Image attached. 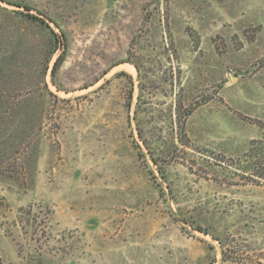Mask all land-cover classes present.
I'll list each match as a JSON object with an SVG mask.
<instances>
[{
    "label": "rangeland",
    "instance_id": "rangeland-1",
    "mask_svg": "<svg viewBox=\"0 0 264 264\" xmlns=\"http://www.w3.org/2000/svg\"><path fill=\"white\" fill-rule=\"evenodd\" d=\"M245 116L264 0H0V264H264Z\"/></svg>",
    "mask_w": 264,
    "mask_h": 264
},
{
    "label": "trees",
    "instance_id": "trees-1",
    "mask_svg": "<svg viewBox=\"0 0 264 264\" xmlns=\"http://www.w3.org/2000/svg\"><path fill=\"white\" fill-rule=\"evenodd\" d=\"M31 16L37 18L35 15ZM63 59L64 58L62 55H60L56 59L52 69L53 73H55V71L59 68V66L63 62ZM245 118L254 123H257V125L262 129V134L259 138H253L250 141L249 149L245 153V160L249 161L252 159L253 163L246 167V169L242 170L244 171L243 175H246L248 177H245L247 182L264 184V121L262 119L253 120V118L247 116H245ZM249 171H252V173H249ZM0 199H2L1 196ZM2 204L3 202L0 201V205ZM27 210V208H20V212L22 214L25 213V211L27 212Z\"/></svg>",
    "mask_w": 264,
    "mask_h": 264
},
{
    "label": "crops",
    "instance_id": "crops-1",
    "mask_svg": "<svg viewBox=\"0 0 264 264\" xmlns=\"http://www.w3.org/2000/svg\"><path fill=\"white\" fill-rule=\"evenodd\" d=\"M259 137V136H258ZM258 137H255V138H258ZM253 139V138H252Z\"/></svg>",
    "mask_w": 264,
    "mask_h": 264
}]
</instances>
